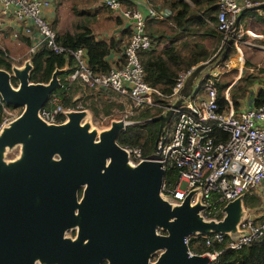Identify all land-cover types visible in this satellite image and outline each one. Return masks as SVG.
Returning a JSON list of instances; mask_svg holds the SVG:
<instances>
[{"label": "water", "instance_id": "water-1", "mask_svg": "<svg viewBox=\"0 0 264 264\" xmlns=\"http://www.w3.org/2000/svg\"><path fill=\"white\" fill-rule=\"evenodd\" d=\"M246 9L264 11V3L242 8L234 26ZM207 64L193 66L182 96ZM31 67L25 59L0 68V100L21 108L0 128V264H209L207 254L189 252L185 239L239 234L242 194L225 203L219 220L198 214L199 194L189 202L194 190L179 203L167 202L160 191L161 162L132 165L116 143L122 120L96 132L83 121V109L64 111L59 123L43 122L37 110L60 86L65 68H55L44 83L28 80ZM180 101L151 118L158 122L156 139ZM14 147L17 155L4 159Z\"/></svg>", "mask_w": 264, "mask_h": 264}, {"label": "built area", "instance_id": "built-area-1", "mask_svg": "<svg viewBox=\"0 0 264 264\" xmlns=\"http://www.w3.org/2000/svg\"><path fill=\"white\" fill-rule=\"evenodd\" d=\"M98 1L111 10L114 16L128 21L130 26V33L121 44L119 55L109 61L110 69L101 73H92L87 68L84 50H68L55 41L54 30L42 19L45 8L49 6L47 0H0V14L9 10L11 20L20 26V33L29 41L27 57L23 61L29 59L28 56L42 43L55 53L70 54L73 70L67 76V84L77 80L90 88L108 90L126 98L136 108L159 109L158 113H164L175 100L181 98L158 135L154 151L142 155L137 147H122L127 153V162L135 165L142 160H155L161 162L163 171L166 168L175 169L176 180L173 185L162 180V197L167 202L179 203L190 190H194L189 202L194 203L199 194L201 209L198 214L205 220L221 219L226 202L241 194L244 196L246 190H259L260 203L256 207L244 206L242 202L244 216L236 224L239 234L235 238L219 232L196 236L203 240L206 247L221 242L227 236L225 246L230 249L260 241L264 237V104L248 108L247 99L243 98L237 107H233L228 95L230 83L223 91L225 104L219 107L214 86L219 73L203 72L206 67L193 79L190 93L182 96L179 90L193 66L177 74L170 94L163 96L165 104L154 101L153 94L159 92L144 81L138 53L155 45V41L145 32V21L151 18L166 19L171 12L166 8L149 9L145 3L144 8L148 11L142 15L137 8H127L120 0ZM260 3H264V0L253 3L215 0V29L222 35V44L232 42L236 49V39L233 37L235 17L242 8ZM17 35V32L13 33V38H17ZM0 50L1 56L8 59L7 53L1 47ZM237 59L241 61V56ZM217 60L222 61L217 64L220 68L226 67L227 64L223 63L219 55ZM0 104L4 113L6 108L3 102ZM83 109L79 103L64 107L58 93L52 92L37 110V116L45 123H59L65 120L64 111ZM14 117L2 116L0 128ZM123 123L127 125L129 122ZM212 126L226 132L227 138L217 139ZM219 253L220 249L201 254H207L209 264H212Z\"/></svg>", "mask_w": 264, "mask_h": 264}, {"label": "trees", "instance_id": "trees-1", "mask_svg": "<svg viewBox=\"0 0 264 264\" xmlns=\"http://www.w3.org/2000/svg\"><path fill=\"white\" fill-rule=\"evenodd\" d=\"M250 3L258 0H243ZM129 2V1H127ZM147 8L158 10L166 8L171 14L163 20L147 19L145 21V32L155 43L158 40L163 41L161 48H151L142 50L138 53L140 64L144 73V81L150 87L155 88L159 94H153V100L165 104L163 96L170 94L174 80L180 71H184L200 62L208 61V64L216 60V56H211L208 48L204 45L206 39H211L217 45V55L221 60L228 57V51L233 47L232 42L221 43V33L215 29V15L217 7L215 0H160L158 4L150 5L147 0ZM129 6V5H128ZM102 8V9H100ZM93 12H83L71 7L76 19L72 25L71 31L55 32V41L68 50L82 49L86 56V66L92 73L107 72L111 67V62L107 57L110 52L121 51V44L127 39L130 28H122L118 38H96L90 30L92 22L103 12L108 15L110 11L105 7H100ZM100 9V10H99ZM146 11H148L146 9ZM251 17L257 23L264 26V15L255 10H244L237 21V25ZM116 22L120 21L115 18ZM121 23V22H119ZM52 28L51 24H49ZM157 25V27H154ZM236 25V26H237ZM160 26V27H158ZM235 26V27H236ZM235 33V31H234ZM264 34V29L262 30ZM25 45L29 42L27 38H21ZM0 50V68L9 70L10 60L1 56ZM31 63L28 80L30 82H47L50 74L55 68H65L58 74V80L62 87H58L53 92H57L64 107H70L82 98L73 99L72 93L74 84L78 81H72L67 84V76L73 70V59L69 53H55L47 48L43 43L36 51L28 56ZM121 58V57H120ZM220 61V60H219ZM255 76L252 74L241 75L237 81L228 90L229 99L233 107H237L241 100L245 98L250 91ZM12 85L15 81L11 80ZM228 85V81L214 80L216 87V98L219 107L225 104L223 91ZM85 88L90 87L83 85ZM93 89V88H91ZM105 92V98H100L98 92ZM93 95H89V106L92 115L109 114L111 108H123V104L116 101L117 94L108 90L99 89ZM95 98L101 104L98 109L95 106ZM2 101L0 100V103ZM258 106L264 104V86L255 90V96L252 102ZM5 108H13L6 106ZM135 114L127 118V125L118 133L116 143L121 147H137L142 155L150 154L154 151V144L157 136L158 122L151 118L159 112V109L135 108ZM3 116L2 105L0 104V120ZM212 132L217 139L225 140L227 133L219 128L212 126ZM163 180L173 185L176 180V172L173 168H166L163 174ZM244 206H255L258 203V196L245 195L242 198ZM227 236L219 243H214L211 247H206L203 240L198 236L187 238V247L190 252L201 254L205 251L218 250L220 253L216 256L212 264H264V241H255L241 246L238 249H230L225 246Z\"/></svg>", "mask_w": 264, "mask_h": 264}, {"label": "rangeland", "instance_id": "rangeland-1", "mask_svg": "<svg viewBox=\"0 0 264 264\" xmlns=\"http://www.w3.org/2000/svg\"><path fill=\"white\" fill-rule=\"evenodd\" d=\"M79 1L83 2L82 9H85V11L91 13L89 5V3L91 2L90 0H68L63 3L61 2L59 6L55 9V14L57 17L55 27L58 31L63 30L64 28L71 29L76 19L71 7L74 6V8L76 9V2ZM148 1L150 5H153L158 4L160 0ZM139 10L141 11V8ZM257 12L264 15V11L262 10H258ZM106 16L112 18L111 13L108 15L106 12H103L100 14L101 21L92 22L90 28L95 31L97 28L100 27V25L105 27V25L103 24V18H108ZM42 19L48 21V18L46 16L44 17V15L42 16ZM154 27H157V25H154ZM52 29L55 30L53 26ZM263 29L264 26L260 23H257L251 17H247L244 21L239 23L235 27V33L233 36L236 39V49L234 47L229 49L228 57L223 61V63H226L227 65L223 69L220 68V65H217L222 63V61L217 60L218 44H214V41L211 39H206L204 41V45L208 48V51L210 52L211 56H216V60L210 64H207L203 72L207 73L217 71L219 75H217L218 77L216 80L225 82L228 81V84H232L231 86L235 84L238 77L241 75L252 74L253 76H255L253 84L250 87V91L245 97L247 99L246 107L248 108H251L253 105L252 102L255 96V90L258 87L264 86V34L262 33ZM162 43L163 41L158 40L155 43V48L157 50L161 48ZM23 47L24 46H20L18 44L16 46L10 47L9 49L4 48V46L3 48H1L6 51L8 59L12 63L11 65L19 66L23 62V59L27 57L26 50H24ZM238 56H241V61L237 59ZM73 84L75 87L72 93L73 99L76 100L77 98H82L81 101H77L75 103L81 104L82 107L87 111V116L83 118V121L87 122L89 124V127L91 129L96 130V132H100L101 130L106 129L112 120H123L125 123H127V118L135 114L134 110L136 107H134L128 99L115 95L116 101L122 103L123 108H111L109 114H102L101 112H99L98 115H92L91 107L89 106V95L92 92L93 95H95L99 90L91 88L87 89L83 86V84L79 82ZM231 86L229 87V89L231 88ZM98 93L100 98L106 97V95L103 94L105 92L99 91ZM93 100L95 101V106L100 109L101 104L97 102L95 98H93ZM20 111L21 108H6L4 110L3 116L7 118H12L13 116L18 115ZM17 153L18 147H14L5 152L4 159H12L17 155ZM258 191L259 190H251L249 192L248 190H246L244 193L245 195L249 194L258 196ZM258 203H260L259 197ZM66 235L72 237L74 235V231L69 230L66 232Z\"/></svg>", "mask_w": 264, "mask_h": 264}, {"label": "crops", "instance_id": "crops-1", "mask_svg": "<svg viewBox=\"0 0 264 264\" xmlns=\"http://www.w3.org/2000/svg\"><path fill=\"white\" fill-rule=\"evenodd\" d=\"M49 3L48 8H45V11L43 12L44 17L46 16L48 18V23L53 25L54 27V32H63V31H71V29H66L64 28L63 30H57L55 27L56 21H57V17L55 14V9L56 7L59 6V4L68 0H47ZM91 2L89 3L90 5V9L91 12H93L94 10L100 8V7H105L104 5L100 4L98 0H90ZM129 1V2H127ZM120 2L127 8H132L135 7L138 10L141 8V13L142 15L146 14V8H144L145 3L147 2V0H120ZM148 4V3H146ZM83 2L79 1L76 2V10H80L85 12V9H82ZM129 5V6H128ZM107 8V7H105ZM102 9V8H100ZM99 9V10H100ZM108 9V8H107ZM109 10V9H108ZM9 11V10H8ZM6 12L5 14H0V47L9 49L10 47L16 46V45H20V46H24L23 49L27 50L28 45H25V43L23 42V39L21 40V38H24L25 36L22 35L20 33V26H17L13 20H11L10 18V12ZM111 13V17L108 18H103V24L105 25V27L101 26L99 28H97L95 31H93L92 29H90L92 31V33L95 35L96 38H109V37H117L120 34V30L122 28H130L129 26V22L121 19L117 16H114V14L111 12V10H109ZM140 11V10H139ZM76 17V16H75ZM119 19L121 23L116 22V19ZM96 21L100 22V15H98L96 17ZM109 28V29H108ZM17 32V38H13V33ZM28 41V39H27ZM29 42V41H28ZM156 45H154L153 48H155ZM5 51V50H3ZM6 52V51H5ZM117 55V52H110L108 54V61H112L114 59V57Z\"/></svg>", "mask_w": 264, "mask_h": 264}]
</instances>
